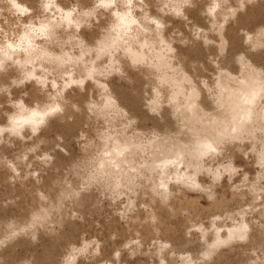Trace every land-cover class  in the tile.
Segmentation results:
<instances>
[{
    "label": "rangeland",
    "instance_id": "rangeland-1",
    "mask_svg": "<svg viewBox=\"0 0 264 264\" xmlns=\"http://www.w3.org/2000/svg\"><path fill=\"white\" fill-rule=\"evenodd\" d=\"M230 6L234 14L229 15L221 33L226 44L223 55L222 40L215 30L209 34L214 45L206 46L191 36L187 47L176 45L186 71L211 65L219 67L212 72L217 80L220 71L237 77L242 74L240 55L245 54L264 72V66L257 63L264 57V0H245L243 8L236 3ZM194 10L189 18L205 27ZM173 23L184 31L181 22ZM211 23L209 19L205 31ZM237 66L238 71H232ZM111 83L121 103L139 112V101L129 87L115 79ZM100 103L99 96L91 101L97 106ZM108 111L89 113L90 120L77 119L73 124L61 123L62 118L49 119L45 126H38L37 135L28 131L23 140L0 145V264H68L73 254L75 261L70 264H95L108 258L116 264H167L163 256L179 264L178 250L195 253L213 247L207 243L210 232L201 246L185 247L188 226L205 225L211 217L209 209L192 216V206L187 205L190 198L201 207L224 199L230 210L245 209L243 215L250 223L247 235L220 248L223 262L216 264H264V181L260 179L264 168L237 154L233 167L242 171L225 172L216 184L209 174L198 172L195 182L200 187H187L185 180L194 170L185 169L183 158L161 152L158 155L167 157L154 163V155L147 154L145 144L162 136L150 121L145 120V128L129 123L134 131H128L120 123L121 117L106 115ZM115 144L124 148L118 155L111 149ZM131 149L136 150L135 164L129 157ZM163 176L166 185L161 183ZM162 188L167 193L159 190ZM170 203L174 215L166 209ZM230 223L225 220L221 232ZM161 241H167L162 248Z\"/></svg>",
    "mask_w": 264,
    "mask_h": 264
},
{
    "label": "clouds",
    "instance_id": "clouds-1",
    "mask_svg": "<svg viewBox=\"0 0 264 264\" xmlns=\"http://www.w3.org/2000/svg\"><path fill=\"white\" fill-rule=\"evenodd\" d=\"M233 3L243 8L245 0H0V145L37 135L49 119L73 124L107 109L124 130L150 121L163 148L146 143L147 154L183 158L194 170L187 187H200L198 172L216 184L225 172L242 171L233 167L237 154L264 168V72L254 107L243 109L251 118H241L212 75L219 67L193 66L189 76L177 55L189 36L210 46L215 30L223 40ZM194 9L205 27L212 21L208 31L189 18ZM257 63L264 66V57ZM114 79L129 87L139 112L121 103ZM227 86L242 85L236 79ZM97 96L98 106L91 104Z\"/></svg>",
    "mask_w": 264,
    "mask_h": 264
},
{
    "label": "bare ground",
    "instance_id": "bare-ground-1",
    "mask_svg": "<svg viewBox=\"0 0 264 264\" xmlns=\"http://www.w3.org/2000/svg\"><path fill=\"white\" fill-rule=\"evenodd\" d=\"M195 13H198V10H194ZM250 37V34L248 35ZM225 39L223 38L221 44H219V46L221 45V49H223V46L226 45L225 44ZM240 65H241V71L242 74L240 76L234 77L233 75L227 73L226 71H220V76L218 77V87L221 88V90H225L227 93V97L233 102L232 103V107L235 109L236 112L239 113L241 118H251V111L245 112L243 111V109L245 107L251 108L254 107L257 99L259 98V95L262 91L261 88V81H260V74L262 71L258 70L256 67H254L246 58L245 54H241L240 55ZM246 75L247 76V80L243 79V76ZM236 79H240L241 81V85L242 86H238L236 88H232L228 85L229 81L232 80H236ZM227 86V87H225ZM164 141H166L165 138H163ZM150 144H159L161 147H163V144L161 143V138H155L153 140H151ZM113 150V155H118L123 151V146L122 145H117L115 144L112 148ZM135 149H131L129 151V157L130 160L134 163V160L136 158L135 156ZM167 156L162 157L160 155H155L154 156V163H161L163 162L162 160L165 159ZM174 157V156H172ZM148 163V162H147ZM135 164V163H134ZM185 173H187L186 171H184ZM189 175V174H187ZM165 176H163V181L161 182L163 185H166L168 182L165 181ZM167 179V178H166ZM156 183V182H155ZM159 185V184H158ZM162 191V193H164L165 191H167V189H159ZM167 193V192H165ZM170 194V193H169ZM187 199V198H186ZM189 200V199H188ZM191 200V204H187L192 206L191 211H192V216L195 215H199L200 213H202V210H208L211 213V217H208V223L207 224H198V223H194L188 226V228L190 227V229H188V231L185 232L184 234V244L185 247H187V244H194L196 243V245H200V244H204V239L203 237L206 235L207 232H210V236L209 239H207V243L212 245V248L203 250L201 252H195L193 253L190 250H178L180 251V256H179V260L180 263L179 264H216V263H222L223 259H222V255H223V250L220 248H222L223 246L227 245L228 243H230L231 241H233V239L235 238V240L237 237H239L240 239H244V237L247 235L248 233V229L250 227V223L247 221V219L244 217L243 212H244V208H242V206H240V209H237L234 211V208L230 210L229 208V204L227 200H214V203L210 204V206L208 207H201L200 204H195L197 200H195V198H190ZM210 208H215L217 209L215 212H212V209L210 210ZM166 209H170L172 210L170 213L171 214H175L176 210L174 209L173 205L170 204H166ZM214 209V210H215ZM236 214H238L239 216H241V219H238ZM156 215H153V219H155ZM196 217V216H195ZM198 217V216H197ZM206 219V218H205ZM225 220H230L231 223L228 225H226V227L224 228V231L221 232V230H223V222ZM199 222V220L197 221ZM200 223V222H199ZM203 223V221H202ZM197 227L196 229H193V227ZM187 228V227H186ZM171 229V228H169ZM168 229V230H169ZM167 230V231H168ZM215 232V233H212ZM201 233V235H200ZM191 234L192 237H188ZM215 234V236H213ZM188 235V236H187ZM210 240V241H209ZM212 240V242H211ZM162 244H159V247L162 248L163 244H166L167 241H161ZM201 246V245H200ZM121 250V248H118ZM220 250V251H219ZM219 251V252H218ZM256 251V250H254ZM121 253V251H120ZM120 253H119V257H120ZM257 254V258H259V253L256 252ZM255 255V256H256ZM75 254H73L72 256L70 255L67 259V263H73L75 261ZM208 257L207 259L205 257ZM263 256H264V251H263ZM114 257V256H113ZM214 259H213V258ZM262 258V257H260ZM259 258V259H260ZM168 258L166 256H163V263H165L164 261H166V263L168 264H173L174 260H167ZM213 259V261L211 262V260ZM200 261V262H199ZM199 262V263H198ZM144 264H146L145 262H143ZM95 264H116L115 262H113V260L111 258H108L105 262L102 261H96Z\"/></svg>",
    "mask_w": 264,
    "mask_h": 264
}]
</instances>
